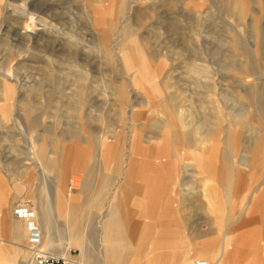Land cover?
Masks as SVG:
<instances>
[{"label":"rangeland","instance_id":"1","mask_svg":"<svg viewBox=\"0 0 264 264\" xmlns=\"http://www.w3.org/2000/svg\"><path fill=\"white\" fill-rule=\"evenodd\" d=\"M137 56L145 68H125ZM110 80L122 97L110 95ZM65 150L83 163L67 186L75 174L94 182L72 189L79 202L107 182L97 216L122 184L152 183L138 201L158 198L153 224L182 226L161 259L202 251L221 264H264V0H0V264H23L38 248ZM53 222L60 249L70 234ZM96 229L90 220L91 253ZM69 253L81 260L79 248Z\"/></svg>","mask_w":264,"mask_h":264},{"label":"crops","instance_id":"2","mask_svg":"<svg viewBox=\"0 0 264 264\" xmlns=\"http://www.w3.org/2000/svg\"><path fill=\"white\" fill-rule=\"evenodd\" d=\"M65 152H68L66 154L67 157L65 156L62 158V161L58 167L57 175L61 172V170L63 168L65 169L66 167H68L65 169V176L68 177L67 174L69 172L76 170V169L72 168L74 166L75 162L79 163L81 166L83 163L79 162L78 160H75L73 158V154L71 153L72 151L67 150V151H64V153ZM143 156H144L143 152H141V155H138L139 158H141ZM65 162H66V164H65ZM69 165H71V166H69ZM54 167H55L54 160L48 161V168L53 169ZM68 169H70L71 171L70 170L68 171ZM144 169H146V167H144ZM88 172H89V174H91L94 172V170L89 169ZM55 178H54V181L52 182V189L54 190V202H56V200H57V192L55 189V187H56L55 186V180H56ZM101 180H103V178ZM106 181H107V179H106ZM4 184H5V180H4V178H2L0 176V194L3 193V191H4V188L2 187V185H4ZM93 185H94V182L89 179V176H84L83 189L81 191L82 192L83 191H90L91 189H93ZM101 185H102V187H101ZM101 185L99 186V188L96 187L94 198L93 197L85 198L84 200L81 201L83 203L84 202L86 203L87 209H88L83 217H81L78 214H76L77 216L74 214V215H72L73 218L70 217L68 220L66 218L67 216H65V219L62 220L64 223V227L66 229L68 228V230H66V232L70 234L67 237L66 241L70 237L75 238L76 234H78L79 231L85 236V239L83 241L78 242V243L73 242V245L71 248V249L79 248L81 250L80 258H81L82 263H85V264H139L138 260L140 258H143L146 256V258H148V264H167L168 261L161 259V255L158 253V251L163 246L176 247L179 242H182V240L179 238V235H178L181 232L182 226H181V224L178 223L174 229H164V228H160V227H159L160 228L159 229V228H157V226H155L153 224V221L151 220L152 218H155V217H153V215L156 212L161 210V206L157 202L158 198L149 199L147 202H139L138 201V196H140L141 193H143L145 190L151 191V189L153 188L152 183H150V184L147 183V184L143 185L142 187H139V186L137 187V186H135L134 183L133 184L130 183L129 186L122 184L117 189V191H115L114 200L110 204L111 205L110 208L112 210L111 211L112 217L110 215H108L109 213L107 214L106 217H101L100 214L97 216V213L95 211H98V210L92 209V208L89 209L92 202H94L96 199L99 198L100 193H101V192H99V190L103 191V189L107 185V182L103 181V183ZM73 197H75V196L73 195ZM1 199L2 198L0 197V201H1ZM91 199H92V201H90ZM135 204L137 206H135ZM138 207L140 209H138ZM95 216H97V217H95ZM47 218L45 217L44 219L41 220V224H42L41 228H42V231L44 232L43 237L45 236V234L48 231L47 227L50 225V223H49L50 219L48 218V221H47ZM85 218H88V220L84 221ZM109 218H112L113 229L116 232V234L118 235L115 243L118 244L117 247L120 246V248H117V250L125 249L127 251L125 258L121 255V257H119L118 261H114V262L111 261L110 259L108 260V257H107L108 250L106 249L105 245L103 244L102 238L100 239V236L102 237V235L104 234L103 229H104L105 220H108ZM54 219H58V218L55 217ZM72 219H75L76 222L75 223L73 222V224L70 225L68 222L72 221ZM92 219H93V224H95V226L97 228L96 232H98V235L96 237L95 242L98 244L101 243V246L100 245L96 246L97 249H95V253H91L92 252L91 248H93V242L94 241L92 242L90 240V236L87 235V231H86V227L88 225V222ZM100 219H102V221ZM66 221H68V222L66 223ZM23 223H24L23 219L17 220L16 226H15L14 231H13V234L15 237L14 242H15V245L18 246L19 249L20 248L23 249V247L21 246L22 245L21 242L24 239V237L26 236L25 230L22 227ZM53 223L54 222L52 219V227H53ZM3 226H4V224H2L0 222V234H2V233L5 234V232H7V227H3ZM176 233H177L178 237L176 236ZM42 239L39 242H41ZM133 241H135V243H136L135 247H133V245H132ZM65 244H66V242H65ZM204 254H205L204 252L199 251L196 254L198 256V258H196V259H193L189 254V256H186V257L184 256L178 264H197L198 262H209L210 264H221L218 259L212 260V258H210L208 256H204ZM168 264H175V263L172 262V263H168Z\"/></svg>","mask_w":264,"mask_h":264},{"label":"bare ground","instance_id":"3","mask_svg":"<svg viewBox=\"0 0 264 264\" xmlns=\"http://www.w3.org/2000/svg\"><path fill=\"white\" fill-rule=\"evenodd\" d=\"M93 7V6H92ZM236 10L237 12H239L240 14L243 13L244 11V6L241 4V3H237V7H236ZM122 14V13H121ZM41 25V24H40ZM42 26V25H41ZM126 32L128 31V28L124 29ZM131 32V31H130ZM121 34V33H120ZM123 38V37H122ZM104 41L105 39H101L100 40V44H99V47H100V50L101 52H105L107 55H108V51L105 49V44H104ZM123 41V40H122ZM130 46H127L126 49H128ZM2 57V56H1ZM107 63L108 64H111L112 63V56H107ZM125 62V65L127 69H144L145 68V65L143 64L142 62V58L140 57H135L133 60H127L124 61ZM111 66V65H110ZM147 67V66H146ZM194 71H196L197 73L201 72V67L198 66V65H195L194 67ZM10 72V70H9ZM166 76V75H165ZM81 77V76H80ZM80 77H77L78 79H80L79 81H82L83 78H80ZM146 77V76H145ZM146 79H148L146 77ZM78 81V80H77ZM106 84V83H105ZM114 84H116L115 80L113 81H109V84H108V88H110V95L116 97V98H119V97H122L120 94H119V91H117L115 89V86ZM152 86V84H151ZM156 87V86H155ZM153 90L154 88L151 87ZM159 90H157L158 92ZM155 93V92H154ZM161 94V93H160ZM109 95V94H108ZM10 97L12 98V96H9V99ZM110 97V96H109ZM122 99V98H121ZM123 100V99H122ZM112 101V100H111ZM24 102V101H23ZM67 102V101H66ZM78 103H80V100L78 101ZM73 103H67V105H69V109L73 112H78V109L77 107L73 106L72 105ZM72 105V106H70ZM159 105V104H158ZM208 105V104H207ZM168 108V106H167ZM180 110V109H179ZM175 111V110H174ZM210 111V110H209ZM181 113V112H180ZM237 113V112H236ZM240 113V112H239ZM239 113H237L239 116H243V115H240ZM242 113V112H241ZM235 114V113H234ZM172 115V114H171ZM236 115V114H235ZM238 118V117H237ZM244 118V117H243ZM242 119V118H241ZM37 120V119H36ZM184 121V120H183ZM243 121V120H242ZM202 123V121H201ZM142 127V126H141ZM171 129V128H170ZM210 131V130H209ZM190 132V131H189ZM193 132V131H191ZM191 134V133H190ZM177 137V136H176ZM190 137V136H189ZM194 137V135H193ZM178 140V139H177ZM191 139H189L190 141ZM145 142V141H144ZM147 143V142H145ZM149 143V142H148ZM251 143V142H250ZM246 144H249V142H246ZM107 149V148H106ZM66 151V150H65ZM107 151V150H106ZM139 151V155H141V152H146V150L142 147L140 149H135V153ZM72 153V152H71ZM54 154V153H52ZM73 154V153H72ZM55 155V154H54ZM65 157V155H64ZM67 157V156H66ZM246 158V157H245ZM67 159V158H66ZM247 159V158H246ZM250 160V159H249ZM136 161V160H135ZM247 161V160H245ZM70 162V161H69ZM244 162V161H243ZM66 164V162H65ZM63 165V164H62ZM72 165V164H71ZM69 165V166H71ZM134 166V165H133ZM64 167V166H63ZM229 166L227 165H224V167H222L223 169H226L225 172H223V174H221V180L223 182V186L225 185V187L227 188L226 192H227V196H225L226 199H230V195L232 193V186H233V183L230 184L228 181H227V169H228ZM68 168V167H66ZM65 168V169H66ZM70 168V167H69ZM73 169H83V167L75 162L74 163V166L72 167ZM65 169L63 168L61 170V172L57 175V177L55 178V189H56V192H57V200L56 202H54V207L53 206H50V202L49 200L47 201V204L46 206H42V210L44 211L45 215L50 219L49 223L50 225L47 227V233L45 234V236L43 237L42 241L39 242V245H38V248H41L43 251H48V252H51V253H54V254H58V256H68L69 252L71 251V248H72V245H73V242H81L85 239V236L79 231L78 234H76V237L75 238H69L67 241H66V244H63V241H61V244H60V249H55L54 245L56 244V241L51 233V228H52V219L53 217L55 218H58V219H65V216H67L66 218L69 220L70 217H72V215H80L81 217L84 216V214L86 213V211L88 210L87 209V205L86 203L84 202H79L78 199H76L75 197H73V191L72 189H75L76 191H81L83 189V183H84V176L81 177L79 175H73L72 178L74 179L75 181V187L74 188H70L67 186L66 182H68L67 180V177L65 176ZM71 169V168H70ZM68 169V171L70 170ZM71 171V170H70ZM232 180V179H231ZM226 181V182H225ZM230 184V185H228ZM102 187V185H101ZM214 191L217 192V187H214ZM234 191V190H233ZM100 196L102 198H104L105 196V192L104 191H100ZM134 193V192H133ZM100 196L98 199H96L94 202H92L91 206L89 207L92 208V209H96L98 211H101L105 208L104 204H102L103 201H101L100 199ZM94 198V196H93ZM96 198V197H95ZM92 201V199L90 200ZM108 206V205H107ZM135 206H137L135 204ZM111 205L108 207L110 208ZM141 207V206H140ZM148 207V206H147ZM146 207V208H147ZM135 208V207H134ZM138 209H140L138 207ZM111 208L108 210L107 209V212L109 213L108 215H110L112 217V213H111ZM147 211V210H146ZM147 214V213H146ZM77 216V215H76ZM127 216V215H126ZM46 217V218H47ZM48 218H47V221H48ZM73 218V217H72ZM76 219V218H75ZM75 219H72V221H66V223L68 222L70 225L73 224V222L75 223ZM119 221V220H118ZM101 224V223H100ZM100 228V227H99ZM81 229V228H80ZM71 230V229H70ZM69 230V231H70ZM104 234L102 235V237L100 236V239L102 238V242L103 244L105 245L106 249L108 250V253H107V257H108V260L110 259L111 261H118L119 257H121V255L125 258L126 256V250L125 249H120V250H117V248H120V246L117 247L118 244H116V238L118 237V235L116 234V232L114 231L113 229V226H112V218H109L108 220H105V224H104ZM72 231V230H71ZM23 235V234H22ZM63 246H67L65 249L63 248ZM37 248V249H38ZM19 250V249H18ZM17 250V251H18ZM20 251V250H19ZM30 251H32V248H30ZM100 251V250H99ZM20 254V252H18ZM18 254V255H19ZM22 258L24 260L23 264H33L32 262V257L31 256H28L26 254L22 255ZM99 260V259H98ZM77 262L79 263H82L81 260H77ZM200 263H205V264H210L209 262H200Z\"/></svg>","mask_w":264,"mask_h":264},{"label":"built area","instance_id":"4","mask_svg":"<svg viewBox=\"0 0 264 264\" xmlns=\"http://www.w3.org/2000/svg\"><path fill=\"white\" fill-rule=\"evenodd\" d=\"M69 186L71 188L75 187V181L72 177L69 179ZM32 260L33 264H84L77 262L72 254L69 253L68 256H58L48 251H43L39 249H32ZM197 264H205L198 262Z\"/></svg>","mask_w":264,"mask_h":264}]
</instances>
